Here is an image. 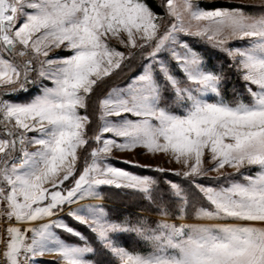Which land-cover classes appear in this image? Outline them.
Listing matches in <instances>:
<instances>
[{"label": "snow or ice", "instance_id": "1", "mask_svg": "<svg viewBox=\"0 0 264 264\" xmlns=\"http://www.w3.org/2000/svg\"><path fill=\"white\" fill-rule=\"evenodd\" d=\"M0 217V264H264V2L0 0Z\"/></svg>", "mask_w": 264, "mask_h": 264}, {"label": "rangeland", "instance_id": "2", "mask_svg": "<svg viewBox=\"0 0 264 264\" xmlns=\"http://www.w3.org/2000/svg\"><path fill=\"white\" fill-rule=\"evenodd\" d=\"M158 1L162 5L163 10L165 12L166 0H158ZM195 2L200 4L203 7L206 5H213V4H223L226 6V5L234 4V3L245 4V5H258L261 2H264V0H195ZM113 43L116 44V41H113ZM117 46L121 47V50H123L122 46H119V45H117ZM56 51H59V50H56ZM132 68L133 69L129 70L128 73H133L136 71L135 65H133ZM35 91H36V89L33 88V92H35ZM29 135H32V134L29 133ZM113 157H114L113 162L116 164V166L124 167L128 170L143 171L145 174H151L147 168H144V169L134 168L133 164H125V163H122L121 161L127 159V160L133 161L134 164L151 165L153 167H155L156 165H159L165 169H177L180 167V165L176 164L174 161L169 163L167 161V159L162 157V156L153 157L150 154L145 153L144 150L140 149V148H137L134 151H123V152L114 150L113 151ZM207 163H210V161L206 160V164ZM226 171L232 172V171H234V169L228 168V169H226ZM115 192L123 193V194L127 193V191H121L118 189H112L111 191H105V195L109 197L111 203H113V202L119 203L120 202V201L119 202L116 201V199L118 200L119 197H116L115 200L113 198L111 199L112 193L114 194ZM126 207L132 208L130 206H126ZM134 208H136V207H134ZM134 211H139V210H134ZM2 220H5V219L0 217V222ZM42 259L44 261H56L58 259V256L56 254H48V255H45Z\"/></svg>", "mask_w": 264, "mask_h": 264}, {"label": "trees", "instance_id": "3", "mask_svg": "<svg viewBox=\"0 0 264 264\" xmlns=\"http://www.w3.org/2000/svg\"><path fill=\"white\" fill-rule=\"evenodd\" d=\"M146 2L159 15L163 16L165 14V12L163 10V7H162V5L160 4V2L158 0H146ZM213 5H215V6H217V5L218 6H225L223 4H213ZM247 10L254 11L255 9L249 8ZM133 65H135V64L133 63ZM132 66H131V68L126 67V68H124V70L122 72H119L118 75H114L111 78L109 86L122 85L125 82V77L131 76L134 73V72L133 73H128L129 70L133 69ZM116 197H119V199L117 200ZM112 198L114 200L116 199V201H118V202L120 201L119 203L113 202V204H115V205H119V206H123V207L130 206L134 210H140L137 207V201H138L137 197L129 196L127 193L123 194V193L115 192L114 194L112 193L111 199ZM134 207H136V208H134Z\"/></svg>", "mask_w": 264, "mask_h": 264}, {"label": "built area", "instance_id": "4", "mask_svg": "<svg viewBox=\"0 0 264 264\" xmlns=\"http://www.w3.org/2000/svg\"><path fill=\"white\" fill-rule=\"evenodd\" d=\"M3 219H4V218H3ZM6 224H7L6 220H2V221L0 222V232H2V230H3L4 227H6Z\"/></svg>", "mask_w": 264, "mask_h": 264}]
</instances>
